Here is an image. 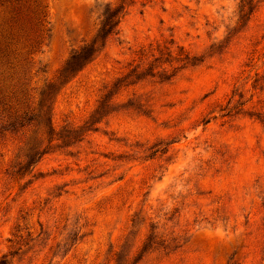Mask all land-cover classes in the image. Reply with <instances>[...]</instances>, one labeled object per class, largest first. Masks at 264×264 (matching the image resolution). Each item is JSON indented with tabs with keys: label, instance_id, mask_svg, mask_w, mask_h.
<instances>
[{
	"label": "rangeland",
	"instance_id": "obj_1",
	"mask_svg": "<svg viewBox=\"0 0 264 264\" xmlns=\"http://www.w3.org/2000/svg\"><path fill=\"white\" fill-rule=\"evenodd\" d=\"M0 76V264H264V0H42Z\"/></svg>",
	"mask_w": 264,
	"mask_h": 264
},
{
	"label": "trees",
	"instance_id": "obj_2",
	"mask_svg": "<svg viewBox=\"0 0 264 264\" xmlns=\"http://www.w3.org/2000/svg\"><path fill=\"white\" fill-rule=\"evenodd\" d=\"M42 0H0V76L10 79L39 43L47 24Z\"/></svg>",
	"mask_w": 264,
	"mask_h": 264
}]
</instances>
